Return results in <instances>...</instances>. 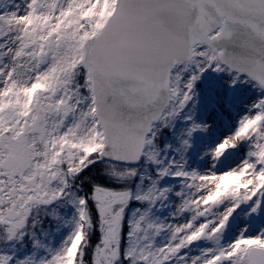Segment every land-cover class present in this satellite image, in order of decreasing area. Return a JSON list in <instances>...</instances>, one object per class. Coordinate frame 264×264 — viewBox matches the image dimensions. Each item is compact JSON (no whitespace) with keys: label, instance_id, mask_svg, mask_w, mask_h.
Wrapping results in <instances>:
<instances>
[{"label":"snow or ice","instance_id":"obj_1","mask_svg":"<svg viewBox=\"0 0 264 264\" xmlns=\"http://www.w3.org/2000/svg\"><path fill=\"white\" fill-rule=\"evenodd\" d=\"M0 264H264V0H0Z\"/></svg>","mask_w":264,"mask_h":264}]
</instances>
